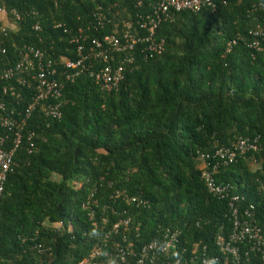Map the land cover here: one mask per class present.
Listing matches in <instances>:
<instances>
[{"label":"trees","instance_id":"1","mask_svg":"<svg viewBox=\"0 0 264 264\" xmlns=\"http://www.w3.org/2000/svg\"><path fill=\"white\" fill-rule=\"evenodd\" d=\"M213 1L214 8H183L161 19L154 30L163 39L161 51H143L144 42L126 51L134 59L124 64L117 87L105 89L82 72L65 81L59 118L35 111L28 122L38 135L35 145L31 152L25 143L15 151L0 199V264H75L96 243L82 208L94 188L96 216L116 190L148 199L142 209L125 206L142 223L140 241L178 227L180 243L198 241L207 253H218L215 237L230 225L227 205L204 186L197 150L212 154L215 145H231L238 136L260 135L264 142V48L247 45L248 31L263 16L253 4L262 0ZM155 2L3 0L27 13L0 44L9 62L25 42L54 59L73 58L70 39L78 28L96 37L121 32L124 22L137 25ZM97 10L106 18L102 26L95 24ZM112 55L106 62L94 59L93 67H116L122 54ZM213 175L253 202L264 223V148Z\"/></svg>","mask_w":264,"mask_h":264},{"label":"built area","instance_id":"2","mask_svg":"<svg viewBox=\"0 0 264 264\" xmlns=\"http://www.w3.org/2000/svg\"><path fill=\"white\" fill-rule=\"evenodd\" d=\"M264 1H258L253 7L261 8L262 20L248 31L249 47L255 51L264 48ZM214 8L213 0H156L151 12L138 15L136 24L132 20L124 22L121 32L103 33L96 37L84 34L78 28L71 36L75 43V56L58 59L47 55L45 51L31 43H22L16 47L12 62L5 59L7 49L0 44V199L8 173L13 169L15 151L25 145L31 152L38 137L36 130L28 127V122L39 109L44 115L59 118L62 114L61 97L65 81H73L82 72L88 73L94 82L105 89L117 87L123 78L124 64L133 61V55L126 53L136 43L144 42L143 51L160 52L163 39L154 35L161 19H170L174 10L183 8L197 11L203 6ZM27 12L15 7H6L0 0V36L9 28H15ZM31 13L36 14L34 9ZM155 14V16H154ZM95 24L102 26L105 16L100 11L93 13ZM156 17V18H155ZM56 23L55 26H60ZM32 28L38 31V20ZM143 29L147 32L144 34ZM82 37V41L79 38ZM86 42V44L84 43ZM233 42V41H232ZM230 42L227 50H229ZM112 53L122 54L116 67L104 64L93 67L96 58L106 62ZM264 148L260 135L254 137L238 136L231 145H215L212 154L197 150L200 177L208 193L224 199L227 205L229 229L225 234H217L215 245L218 253L206 252L205 245L198 241L180 243L181 230L178 227L165 228L157 238L140 241L141 221L127 212V205L133 203L140 209L148 207V199L124 191L116 190L109 195L122 204L115 202L102 205L96 216L93 207H98L96 188L92 189L82 202V208L94 225L96 243L93 248L75 264H264V223L256 217L253 202H245L243 194L236 192L230 182H218L213 175L219 167L235 161L247 151ZM212 157L209 160V157ZM261 189L264 186L260 184ZM121 199V200H120ZM121 205V206H120ZM109 211V212H108ZM111 217H116L111 219ZM58 227L59 223H53ZM132 233V234H131ZM100 235V236H99Z\"/></svg>","mask_w":264,"mask_h":264},{"label":"rangeland","instance_id":"3","mask_svg":"<svg viewBox=\"0 0 264 264\" xmlns=\"http://www.w3.org/2000/svg\"><path fill=\"white\" fill-rule=\"evenodd\" d=\"M54 178H58L57 176H53Z\"/></svg>","mask_w":264,"mask_h":264}]
</instances>
